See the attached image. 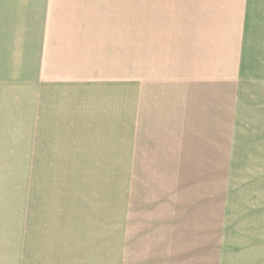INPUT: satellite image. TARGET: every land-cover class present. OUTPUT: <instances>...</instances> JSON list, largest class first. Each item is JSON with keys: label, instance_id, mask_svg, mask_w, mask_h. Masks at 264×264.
I'll return each instance as SVG.
<instances>
[{"label": "crops", "instance_id": "crops-1", "mask_svg": "<svg viewBox=\"0 0 264 264\" xmlns=\"http://www.w3.org/2000/svg\"><path fill=\"white\" fill-rule=\"evenodd\" d=\"M235 9L185 43L149 26L141 47L121 45L82 16L69 39L50 26V44L41 16L37 48L16 44L37 71L23 91L32 161L62 179L26 187L17 264H264V192L189 186V161L250 162L264 132V11Z\"/></svg>", "mask_w": 264, "mask_h": 264}, {"label": "rangeland", "instance_id": "rangeland-1", "mask_svg": "<svg viewBox=\"0 0 264 264\" xmlns=\"http://www.w3.org/2000/svg\"><path fill=\"white\" fill-rule=\"evenodd\" d=\"M244 2L249 12L264 11V0H0V52L5 53H0V264H17L18 255L24 256V251L20 254L16 250L18 246V250L24 248L20 241H24L25 235L26 187L51 186L62 181L54 178L60 175L59 170L50 172L51 164L43 167L41 161H32V158L41 159V153L36 146L28 148L30 136L31 144L35 143L36 133L27 127L23 91L28 84L26 81L37 76V71L21 64V58L14 59L17 56L14 52L19 50L16 44L21 39L33 44L31 48L41 43V16H47L44 31L50 44L55 40L53 29L54 33L55 28L61 32L55 37L69 39L83 26L80 22L86 21L80 17L91 16L94 25L100 24L97 30L102 36L112 34L116 43L141 47L153 32L149 26L158 28L155 31L158 40L185 43L189 36L196 39L205 31L201 28L191 32L189 25L201 26L208 18L215 22L217 17L223 18L225 25L234 23L240 16L235 7L241 5L243 8ZM10 54L11 61H7ZM30 60L37 63V53L30 55ZM192 66L190 72L196 74L195 65ZM13 96L17 99L11 103ZM253 136L256 142L249 141L251 146L244 152L250 154L251 157H245L251 159L250 162L189 161V186L213 190L236 187L256 194L264 192V132L253 133ZM64 170L61 169L62 173Z\"/></svg>", "mask_w": 264, "mask_h": 264}]
</instances>
